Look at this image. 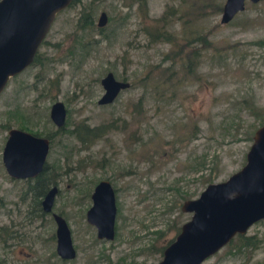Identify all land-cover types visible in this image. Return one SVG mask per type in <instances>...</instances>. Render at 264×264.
Instances as JSON below:
<instances>
[{
	"label": "rangeland",
	"instance_id": "1",
	"mask_svg": "<svg viewBox=\"0 0 264 264\" xmlns=\"http://www.w3.org/2000/svg\"><path fill=\"white\" fill-rule=\"evenodd\" d=\"M207 1L75 0L55 16L38 48L40 61L0 93V264H155L158 249L191 216L181 204L244 165L253 131L264 122V0L245 1L227 23L219 21L224 0H210L220 3L219 12L203 9ZM167 7L190 13L172 10L157 22ZM90 9L92 27L77 29ZM101 11L107 21L98 27ZM149 30L173 31L176 43L153 40ZM190 61L192 71L184 72L181 63ZM108 71L129 87L102 105L100 79ZM55 101L66 108L60 128L49 118ZM82 123L110 129L82 145L69 133ZM11 127L55 129L41 174L55 179L49 212L40 201L52 183L5 171L2 149ZM101 179L115 192L112 240L98 239L85 219ZM52 212L69 226L73 259L55 251ZM244 235L255 236L257 248L232 250L233 237L203 264H264V219Z\"/></svg>",
	"mask_w": 264,
	"mask_h": 264
},
{
	"label": "water",
	"instance_id": "2",
	"mask_svg": "<svg viewBox=\"0 0 264 264\" xmlns=\"http://www.w3.org/2000/svg\"><path fill=\"white\" fill-rule=\"evenodd\" d=\"M72 0H0V93L9 79L29 66L45 38L56 14ZM245 1L224 0L220 23L229 22L242 11ZM107 21L101 11L97 26ZM103 93L98 104L113 102L129 82L118 80L111 71L100 79ZM50 117L57 128L64 125L66 108L61 101L50 107ZM48 142L45 138L19 128L7 132L2 149V164L12 178L36 176L43 168ZM56 186L49 189L43 211H51ZM91 205L85 212L86 222L96 230L98 239L112 240L115 235V192L107 179L99 180L90 194ZM181 211L190 212L175 238L167 244L155 264H203V261L226 245L236 234H245L255 222L264 219V123L255 128L245 154L244 165L223 181L208 184L193 199L185 200ZM55 220V251L61 259L76 255L70 229L58 213Z\"/></svg>",
	"mask_w": 264,
	"mask_h": 264
},
{
	"label": "trees",
	"instance_id": "3",
	"mask_svg": "<svg viewBox=\"0 0 264 264\" xmlns=\"http://www.w3.org/2000/svg\"><path fill=\"white\" fill-rule=\"evenodd\" d=\"M74 1L75 0H72L71 3H73ZM182 1H186V0H182ZM191 1L187 0V2L190 5L195 6V4H193V3L195 1H200V0H193V3ZM208 6L209 7L212 6L216 10L215 12H219L220 7H221L220 3L213 5L212 1H210V0L204 3L203 9H206ZM172 10L175 13H179L180 17H183L184 15L190 13V11H184V8H182V9H176L175 8L174 9L172 7H167L166 10L162 13L161 17H159L157 22H164L165 15L168 12H171ZM77 24H78L77 29H79V30H84L86 27L87 28L92 27V25H93L92 10L90 9L86 12L82 11L79 18H78ZM151 31H152V33H151ZM151 31L149 30V31H147V33L151 36V38L153 40H163L166 42H170L173 45L176 43V41H175L176 36L174 34L175 32H173V31L171 33L167 32L165 30H164V33H161L159 30L158 31L151 30ZM187 44H189V42H187ZM181 50L178 52V58L179 59H182L181 58V53H182ZM175 54H177V52ZM173 58H174V56H173ZM38 62L39 61H38V51H37V53H36V55L32 61V65H35ZM193 65L194 64L191 61L188 63L182 62L180 67L184 72L190 73L193 69ZM164 70H167V69L165 68ZM157 78H158L157 80L163 79V70H161V72L159 73ZM148 81H149V79L145 77L144 78V85L145 86H146V84H148ZM263 123L264 122H261V124H263ZM107 127H109V125H104V124L102 125L101 124V125H96V126H89L87 124L82 123V124L75 125L71 130H69V133L71 135H73L80 144L85 145V144L90 143L92 141H95L97 138L101 137L105 132H107V130H108ZM109 129H110V127H109ZM39 179H40V177H39ZM44 181L45 180L41 181V183H47L46 181L45 182ZM175 230L178 233L179 228L177 227ZM233 237H235L238 241L233 246L232 250H236L237 252L242 251L243 250L242 248H248V249L257 248V245L259 244L258 240L255 239V236H252V235L246 236L244 234H236ZM233 237H232V239H233ZM232 239L228 243H231ZM166 245H164L160 249H158V252L162 254V251Z\"/></svg>",
	"mask_w": 264,
	"mask_h": 264
},
{
	"label": "flooded vegetation",
	"instance_id": "4",
	"mask_svg": "<svg viewBox=\"0 0 264 264\" xmlns=\"http://www.w3.org/2000/svg\"><path fill=\"white\" fill-rule=\"evenodd\" d=\"M45 39V38H44ZM42 40V42L40 43V45H42L44 42H45V40ZM40 45H39V47H40ZM38 47V48H39ZM38 51V50H37ZM37 53V52H36ZM36 55V54H35ZM39 56H40V53L38 54V61H40V59H39ZM35 57V56H34ZM30 65H32V63L30 64ZM29 65V66H30ZM28 67V66H27ZM26 67V68H27ZM54 103V102H53ZM52 103V104H53ZM51 104V105H52ZM51 105H50V107H51ZM49 113H50V109H49ZM49 118H50V121H51V123L55 126V121L50 117V114H49ZM11 128H14V127H11ZM11 128H9V129H11ZM8 129V130H9ZM19 129H21V128H19ZM8 130H7V132H8ZM22 130H24V131H27V132H29V133H31V134H33L34 136H37V137H42V138H45L46 140H47V142H48V151H49V148H50V146H51V142H52V139L54 138V136H55V129L53 130V131H48V132H31V131H28L26 128L25 129H22ZM6 138H7V135H6ZM6 140V139H5ZM48 153V152H47ZM46 156H47V154H46ZM47 168V165H46V159H45V162H44V165H43V168H42V170L36 175V176H34V177H28V178H24V179H26V181H27V179L29 180V179H31V178H34L35 179V183H37V182H40L41 183V181H43V180H45L47 183H52L53 184V186L52 187H55L54 185H55V179L54 178H50L49 177V179L48 178H46V177H44L43 175H41L42 174V171H44L45 169ZM39 177H40V179H39ZM48 177V176H47ZM44 181V182H45ZM46 184V183H45ZM45 187H46V185H45ZM51 187V188H52ZM50 188V189H51ZM114 189V188H113ZM49 191V189L47 190H43V193H42V195H43V197H45V195H46V193ZM42 192V191H41ZM44 199V198H43ZM43 199H42V201H43ZM42 201H40V205H41V208H42V210H43V206H42ZM54 212H52L51 213V215L53 214ZM52 218H53V216H52ZM53 220H54V218H53ZM54 222H55V220H54ZM55 234V233H54ZM64 260H66V259H64Z\"/></svg>",
	"mask_w": 264,
	"mask_h": 264
}]
</instances>
